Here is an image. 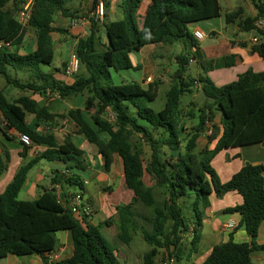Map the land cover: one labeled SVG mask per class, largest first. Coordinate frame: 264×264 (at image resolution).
I'll return each mask as SVG.
<instances>
[{
	"label": "trees",
	"instance_id": "trees-1",
	"mask_svg": "<svg viewBox=\"0 0 264 264\" xmlns=\"http://www.w3.org/2000/svg\"><path fill=\"white\" fill-rule=\"evenodd\" d=\"M93 1L92 11L98 4V0ZM142 1L124 0L125 16L103 23L108 40L103 51L96 47L100 23L96 15L91 17L89 34L79 37L75 45L80 73L65 80L42 70V66H51L55 59L54 33L67 31L55 25V18L58 15L77 18V12L67 7V0H34L31 18L25 27L17 13L26 0H0V74L9 85L23 92L10 98L0 91V112L8 129L29 135L33 144L48 146L40 156L22 165L0 193V259L10 254L46 257L57 246V233L70 231L74 254L58 264H122L116 254L117 244L111 243L101 230L103 225L116 224V242L129 245L140 232L151 246L142 264H157L161 249L166 250L169 259L179 261L188 249L186 234L191 237L190 252L198 248L211 194L223 196L231 191L239 192L243 202L225 211L241 215L240 225L245 227L250 241L238 243L230 237L215 245L202 264H256L252 252L264 251V245L257 243L264 221V164L246 163L226 182L212 166L220 151L264 142V71L248 69L224 85H217L209 76L214 60L203 57L198 49L199 41L188 26L219 18L220 0H151L140 25L137 13ZM250 1L256 10L255 16H245V10L239 7L226 12L225 21L227 24L238 22L241 31L255 33L259 41L252 43V51L264 60V31L257 25L264 20V0ZM103 3L108 8L109 2L103 0ZM28 28L36 35L32 51H25L23 46ZM177 42L191 44L194 52L175 56L176 68L170 75L162 109L156 110L150 105L159 96L161 80L150 82L148 87L138 81L112 82V69L116 72L139 69L131 53L147 45ZM192 60L200 67L194 77L188 67ZM225 62L228 67L235 65V55L226 57ZM11 68L34 75L29 81H22L11 76ZM198 85L206 101L203 105L192 101L188 109H182L183 94L196 90ZM28 93L46 98L54 94L61 99L82 95L85 104L83 108L58 114L51 111L46 100L37 101ZM29 115L38 123L71 121L78 134L96 145L107 171L114 163V156L121 157L125 184L134 196L128 204L117 206V219H109L103 225L83 223L72 213L69 204L62 203L55 186L45 189L35 200L18 198L30 169L41 159L67 165L63 173L57 170L54 185L80 189L85 185L81 175L74 171L85 169L81 160L85 151L70 135L60 142L54 133L38 132L28 123ZM185 119L196 120L191 132H185ZM0 129L7 135L5 128L0 126ZM136 135L148 147V156L135 145ZM201 136L207 139L208 145L198 150ZM214 141L216 145L211 149L209 146ZM23 145L25 157L32 145ZM9 159L8 152L0 155V177L8 168ZM72 161L76 164L68 165ZM146 174L153 184L146 182Z\"/></svg>",
	"mask_w": 264,
	"mask_h": 264
},
{
	"label": "crops",
	"instance_id": "crops-1",
	"mask_svg": "<svg viewBox=\"0 0 264 264\" xmlns=\"http://www.w3.org/2000/svg\"><path fill=\"white\" fill-rule=\"evenodd\" d=\"M72 1L73 3L70 4L69 8L71 11L77 12V18L74 19H78L80 23L78 25H73L74 20H72L71 18H65L63 16L58 15L55 18L56 19L55 25L58 27H64L65 29L66 28L69 29L68 30L69 33H66L67 31L65 33L56 32L60 35V38L62 37L67 38L68 36H70L72 37V40L74 42L75 41L77 42L79 37H85L89 34L91 29V17H95V10L98 4L94 9V11H92L93 2H94L93 0H85V3L80 1L78 4L75 2L76 0H72ZM100 1L103 2V0H98V3ZM106 1L108 2V0ZM113 1L114 3L112 4L109 3L108 11L106 13L107 19H105V21L103 19L101 23L118 20L125 16L126 11L124 9V0H113ZM225 1L229 3L230 0H225ZM245 2L248 10L251 12V14H248L247 11L245 10V15L255 16L256 10L253 4L251 3V1L245 0ZM150 3L151 0H143L140 5L139 11L137 13V19L140 25L142 24L144 14L146 13V10ZM225 13L226 12H223L222 9V15L219 17L220 20L225 21L224 18ZM237 23L227 24L225 21V27L223 26V28L226 29L227 35L226 37L221 38L220 39L221 41L219 42L221 43V47L223 45L228 47L231 46L230 48L231 51L237 52L234 54L235 65L228 67L225 62V57H223L222 53L221 55H218L217 58L215 57V53L210 55L209 58H207L214 60V69L211 70L208 74L217 85H224L233 80H236L239 74L247 71L248 69H253L255 72L264 71V60L257 53H254L252 51L251 39L255 36V33L252 32L251 37L249 36L244 37V35L243 36L241 35L240 37L242 31L240 30ZM102 25L103 24L100 25L99 32L102 28ZM196 28L202 29V27H200L199 24L194 27V30ZM30 32L32 33V30L28 28L25 42L29 40V36L31 34ZM99 32H98L99 38L96 47L98 51H103L105 49V44L107 42H105L104 39L99 36ZM212 33L216 34L217 31L212 29ZM77 34L79 37L76 36ZM236 36L237 38L233 39ZM230 37L232 38L230 39ZM54 42H55V37H54ZM35 44H36V39L32 45L33 48L30 51L34 50ZM159 46H160L159 44L147 45L143 47L141 50L136 51L138 62L137 64L134 63L135 66L136 65L139 66V69H143L144 71L141 82V84H143L144 87H148L149 85L147 81L148 78L159 76L162 81V84L160 85L159 96L156 101L151 103V104H156L155 102L159 101V99L162 100L161 101L163 102L162 106L159 109L155 108L156 110H160L165 106L166 92L170 87V82H167V85H165V82L163 81V80L169 81L167 75L163 76V74L160 73V69L158 70L150 65H147L151 63L150 60H152V58L154 57L156 48ZM25 51H27V47H25ZM150 56L151 59H149ZM174 60L175 61L173 62V68L171 65L168 69H166V71L169 70L170 72V70L173 71L175 70L176 59ZM192 61L193 63L197 64L196 60H192ZM67 63H68L67 60L60 59V65L58 67H55V69L52 70L50 69L48 71L53 72L55 76L59 79L71 80L72 76L67 75L65 73V69L63 68L64 66L62 67V65H66ZM196 67H197L196 75H198V73L200 72V67L199 65ZM154 70L159 72L157 76L155 75V72H153ZM196 90H201V86L198 85ZM14 94H15L14 96H9V95L8 96L10 98L12 97L16 98L22 95L23 92L21 90L20 91L14 90ZM29 95H32V93H30ZM32 96L37 101H41V102H44L47 99L46 96H40V94H36ZM83 97L84 100L81 101L79 106L70 105V109L77 107L83 108L82 105L85 104V96ZM63 121L61 123V127H58V129H53L50 127L52 125L51 122L39 121L38 123L37 120L34 118V116L32 115L28 116V123L31 125L32 128H35V130H37L40 133H44V132L54 133L60 142H62L67 135L72 136L74 142L76 141V139H78V136H82L76 132V127L71 121L67 119H64ZM65 121H69V123L66 124V126H64L63 128V125H65ZM216 121L219 124L220 116L216 118ZM184 124L186 128L185 132L188 133L192 131L193 127L196 124V120L185 119ZM67 125H69L68 129H67ZM0 126L1 128L2 127L5 128L7 131V135H6L4 134L2 129H0V155L4 156L5 153L7 152L10 154L8 168L4 172V174L0 177V193H2L6 189L7 185L12 181L18 169L22 165L27 164L30 160L36 158L37 156H40L43 152H45V150H47L48 146L45 144L32 143L31 148L27 151V156L23 157V152L25 153V151H24V145L22 144L19 138V132L16 131L15 129H8L5 126V123L3 121V115L1 114V112H0ZM63 131H65L64 132L65 135H63ZM207 145H208L207 139L204 136L199 137L198 147H197L198 150L207 147ZM215 145H216V141L211 143L209 147L212 149L215 147ZM231 149L233 148L220 151L212 161V166L214 170L216 171V173L223 182L228 181L233 176V174L239 171L246 163L264 164V142L254 145L244 146L241 149H239L238 147L239 150H236L235 152H230ZM83 150L85 151V149ZM219 159H222L221 162H219L221 163L220 169L218 167ZM74 164H76V161H72L68 165L71 166ZM84 165H85L84 166L85 169L75 168L74 171L77 172V170H79L83 172L88 169L91 171L90 178H86L85 176L83 177V175L80 174L82 181L84 182L87 181L83 189L80 190L81 191L80 193H82L84 201L88 203L90 206H92V208H94V212L90 217L88 218L86 217L84 220L81 221L83 223H89L92 225H103L104 222H106L109 219L112 218L117 219L118 217L117 206L128 204L129 202L132 201L134 196L133 192L130 189H128L125 184L123 161L121 157L119 155L114 156V163L109 171H107L104 167V160L102 161V163H98V167L96 168L90 167L87 163H84ZM66 169H67V165L64 163L58 161H50L47 159H41L30 169L28 173L26 182L19 193V195L24 193V199L22 200H35L45 191V189H51L55 186L57 190H59L60 192V199L62 203L70 205L71 197L69 198V196H71L72 193H75V191H72L70 189L71 187L62 188L59 185L53 184V177L55 176L57 170L60 171V173H63ZM210 202L211 205L207 207L205 210L203 226L201 230L202 235L200 242L198 244V248L195 252H190L191 238L188 236V234H186L185 240L187 242L188 249H186L182 255V259L186 261V264H202L215 245L221 242L228 241L230 237H232L234 241L238 243L250 241V236L246 232L245 227L240 225L241 215L239 213H227L225 211L226 209L233 208L237 205H240L243 202V197L239 192L231 191L224 194L223 196H217L213 192L210 196ZM229 221L236 222L237 227L234 230H225L222 228L223 224ZM102 228L106 229V233L109 236L113 238L117 237L118 227L116 224L103 225ZM57 240L58 243L55 250L52 253L46 255V257L45 256L43 257L39 254L26 255L21 257L10 254L5 258L0 259V264H58L66 259L71 258L74 254V246H73L71 232L70 231L58 232ZM131 243L129 245L126 244L122 245V243L116 242L118 246L116 254L118 256L119 261L122 264H142L144 255L151 249L139 250V248L141 247L139 248L137 247L138 249L133 251L130 246ZM257 243L260 245H264V221L261 223L259 228ZM159 256L157 258V262H159ZM252 259L256 264H264V251L255 250L254 252H252Z\"/></svg>",
	"mask_w": 264,
	"mask_h": 264
},
{
	"label": "rangeland",
	"instance_id": "rangeland-1",
	"mask_svg": "<svg viewBox=\"0 0 264 264\" xmlns=\"http://www.w3.org/2000/svg\"><path fill=\"white\" fill-rule=\"evenodd\" d=\"M84 2L85 0H76L75 2L78 4L79 2ZM108 2L110 4L114 3L113 0H108ZM73 3L72 0H67V7L70 6V4ZM221 4H222V9L223 12H227V11H235L237 10L239 7H243L244 10L247 11L248 14H251V12L248 10L247 6H246V2L245 0H230L229 3L226 2L225 0H221ZM105 13H107L108 8L104 7ZM244 16V15H243ZM247 16V15H245ZM97 18V17H96ZM225 18V16H224ZM223 18V19H224ZM72 20H75L74 18H71ZM100 25L103 24L101 23L102 20L107 19L106 16L104 15L103 18H97ZM71 20V21H72ZM138 21V19H137ZM139 22V21H138ZM141 22V20H140ZM72 24V23H71ZM200 25V27H202L203 31L206 34V37L198 42V49L200 51V53L203 55V57L205 58H209L210 55L215 53V57L217 58L218 55H223V57H232V54L237 53L236 51H231V46H222L221 47V43H219L221 40V38L226 37V29L223 28V26L225 27V21L220 20L219 18L213 20V21H202V22H198V23H194V24H190L188 26L189 31L191 33H194V27L196 25ZM202 25V26H201ZM231 27V25H230ZM64 28V27H63ZM100 28V27H99ZM31 29V28H30ZM212 29H214L215 31H217L216 34L212 33ZM32 33L29 36V40H27L24 43V48L27 47V51H30L33 47V43L36 39V35L33 29ZM66 33H69V29H67ZM222 31V32H221ZM251 33L252 32H247V31H242L240 34L244 37H251ZM214 35V36H213ZM78 36V34L76 35ZM99 36L101 38L104 39L105 42H107V35H106V30L105 27L102 25V28L99 32ZM55 37V42H54V49H55V59L52 63L51 66H42V70L44 71H48V70H52L55 69V67H58L60 65V59H64L67 60L68 63L69 61L75 56V45H76V41L74 42L72 40V37L70 36H66L67 38H60V35L58 33L54 34ZM79 37V36H78ZM232 37H230L231 39ZM236 37H234L233 39H236ZM77 39V37H76ZM33 41V42H32ZM71 41V42H69ZM252 43V42H251ZM160 46L156 48V52L154 54V57L152 58L151 63L147 64L150 65L156 69H160V73L163 74V76L167 75V78H169V81L167 80H163L165 82V85H167V82H170V75L173 73V70H167L171 65L173 68V62L175 61V56L179 53H186V52H190L193 53L194 50L191 47V44L187 43V44H183L182 42H177L175 45H162L159 44ZM186 46V48H184ZM228 48V50H227ZM23 49V48H22ZM185 51V52H184ZM139 54V53H138ZM130 57L133 61V63L137 64L138 60H137V53L133 52L130 54ZM149 57V56H148ZM234 57V56H233ZM151 59V56L150 58ZM67 63V64H68ZM66 65H62V67L64 69H66ZM176 64V63H175ZM197 64L193 63V61L189 64V73L194 77L197 76L196 75V71H197ZM238 69V68H236ZM80 71V70H79ZM153 72H155V75L157 76V74L159 73L158 71L154 70ZM9 73L11 74L12 77L15 78H19L22 81H29L30 79H32L31 77L34 75L33 72H28L27 70H20V69H10ZM80 72H77L76 74H79ZM72 75L73 77L76 75ZM144 74L143 69H126V70H122L119 72H116L114 69L111 70V75H112V82L114 84H120L123 82H132V81H138V82H142V76ZM156 80H161L160 77H153L151 78V80H148V83L156 81ZM14 90H19L18 88H16L13 85H9L7 83L6 78L4 77V75L0 74V91L5 92L7 95L9 96H14ZM164 95V93H163ZM13 98V97H12ZM51 99V100H50ZM206 96L204 95V93L202 92V90H194L192 92H185L181 98V104L180 107L184 110L188 109L189 107V103L194 101L196 103H199L200 105H203L204 102L206 101ZM84 100V97L82 95H78L75 97H71L68 99H61L59 96H56L54 94L49 95L46 99L47 104L49 105V108L58 114H66L68 112V110L70 109V105H78L81 103V101ZM162 100L159 99V101L155 102L156 104H150L151 107L159 109L163 102H161ZM84 106V105H82ZM63 119H58V122H51V128L53 129H58V127H61V123H62ZM64 122V121H63ZM69 121H65V125L68 124ZM64 124V123H63ZM69 128V125H67V129ZM62 129V128H61ZM65 131H63V135ZM62 135V136H63ZM202 137V136H201ZM80 147H82L83 149H85V157L81 158V160L83 161V163H87L90 167H98V163H102L103 159L102 157L98 154V149L96 147V145L89 143L84 136H78V139H76L75 141ZM134 142L135 145L139 147L140 150H142L143 153H145L147 156L149 155V149L148 147L144 144V142L141 140V137H139V135H136L134 137ZM242 148V147H241ZM239 147V149H241ZM238 147L237 148H233L231 149L230 152H235L236 150H239ZM222 159H219L218 161V167L220 169V164L219 162H221ZM116 166V165H115ZM115 168V167H114ZM77 172L81 175H83V177L85 176L86 178H90L91 177V171L85 170V171H79L77 170ZM90 173V174H89ZM145 180L148 184H153L152 181L150 180V176L149 174H146L145 176ZM72 191L75 192H81L80 188L78 186H74L70 188ZM19 199H24V193L19 195ZM94 209V208H93ZM102 233L109 239V241L113 244H116V238H113L111 236H109L106 233V229L102 228ZM188 236L190 237V235L188 234ZM187 236V238H188ZM191 238V237H190ZM186 242V240H185ZM123 245V244H122ZM131 249L134 251L136 249L139 250H150L151 247L149 246L148 243L145 242V240L143 239L141 233L139 232L137 235H135L133 242L131 243ZM138 247V248H137ZM162 251H160V256H159V262H157V264H164V260H168V254L166 252L165 249H161ZM164 259V260H163ZM186 264V261H184L183 259H181L180 261L177 262V260H174L173 263L171 264Z\"/></svg>",
	"mask_w": 264,
	"mask_h": 264
},
{
	"label": "built area",
	"instance_id": "built-area-1",
	"mask_svg": "<svg viewBox=\"0 0 264 264\" xmlns=\"http://www.w3.org/2000/svg\"><path fill=\"white\" fill-rule=\"evenodd\" d=\"M33 4H34V0H26L21 10H19L17 13L18 20L25 27L28 26L29 24V20L32 14ZM95 15L99 19L104 17L105 10H104V3L102 1L98 3V6L95 10ZM79 23L80 21L78 19H75L73 22V25H78ZM257 25L260 29L264 31V20H260L257 23ZM193 34L198 41L203 40L206 36L203 29H200V28H196ZM258 41H259V37L256 35L251 39L252 43H257ZM79 70H80V61L76 56H74L67 64L65 73L69 76H72L76 74L77 72H79ZM148 80H151V78H148ZM111 118H114L113 114L111 115ZM19 138L23 144L29 145V146L32 145V139L30 138L29 135L19 133ZM84 183L86 184L87 181H85ZM57 192L58 194H60L59 190ZM70 201H71L70 207H71L72 213L79 220H84L86 217L87 218L90 217L92 213L94 212V209L92 208V206H90L88 203L84 201L83 195L80 192L72 193ZM236 227H237V224L234 221H229L223 224L222 226V228L225 230H234ZM191 234H192V229H191ZM173 262H174V259L168 258V260H166L164 264H171Z\"/></svg>",
	"mask_w": 264,
	"mask_h": 264
}]
</instances>
